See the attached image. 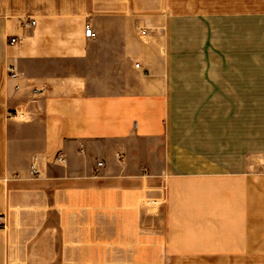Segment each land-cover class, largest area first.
I'll use <instances>...</instances> for the list:
<instances>
[{
  "label": "crops",
  "instance_id": "0c3cea01",
  "mask_svg": "<svg viewBox=\"0 0 264 264\" xmlns=\"http://www.w3.org/2000/svg\"><path fill=\"white\" fill-rule=\"evenodd\" d=\"M195 4L0 0V264H115L118 250V264H261L249 129L236 132L232 107L220 160L180 126L197 87L176 24ZM226 21L225 103L264 105L251 77L264 71V0H226Z\"/></svg>",
  "mask_w": 264,
  "mask_h": 264
},
{
  "label": "rangeland",
  "instance_id": "374dc122",
  "mask_svg": "<svg viewBox=\"0 0 264 264\" xmlns=\"http://www.w3.org/2000/svg\"><path fill=\"white\" fill-rule=\"evenodd\" d=\"M195 3L198 4L196 8L188 11L191 18H188L185 24L183 22L180 25L176 24V32L184 34L186 40L187 82L191 87H197L187 90L188 93L193 92L195 95L188 94V103L180 106V126L186 133L187 146L194 148L203 156L225 160L228 130L231 127L230 123L232 124L230 114L234 107L236 132L241 130V133L244 125L249 129L252 162L260 161L259 171L264 174V105L229 106L225 103L229 76L226 69L228 49L226 0L197 2L194 0ZM251 77L264 80V71L252 73ZM192 100L197 103L190 104ZM259 150L261 155L254 157L253 153L258 154ZM256 170L252 169V172ZM123 252L125 251L118 250L117 257L122 258ZM121 258H116L115 264H118V259ZM97 260L102 264L106 261L113 264L110 263L111 258ZM125 264L132 263L128 260ZM261 264H264V260Z\"/></svg>",
  "mask_w": 264,
  "mask_h": 264
},
{
  "label": "built area",
  "instance_id": "2783aa9c",
  "mask_svg": "<svg viewBox=\"0 0 264 264\" xmlns=\"http://www.w3.org/2000/svg\"><path fill=\"white\" fill-rule=\"evenodd\" d=\"M24 24H25L26 28H30V27L35 26L36 22H35V20L29 19L26 22H24ZM146 33H147L146 30L142 31V34H146ZM85 36L88 39H94L97 36V33L95 32L94 28L90 24L86 25V27H85ZM22 40H23V38L21 36H12L9 39V44L11 46H14V45L19 44ZM136 68L141 69V65L139 63H137L136 64ZM9 70H10V76L13 77V78H16L17 77V73L15 72V69L14 68H10ZM58 161L64 163L66 160L63 159V158H58ZM98 166L102 167L103 163L99 162ZM30 174L32 176H36V175H38V172H37V170L35 168H32ZM5 227H6L5 217L4 216H0V229H3Z\"/></svg>",
  "mask_w": 264,
  "mask_h": 264
}]
</instances>
